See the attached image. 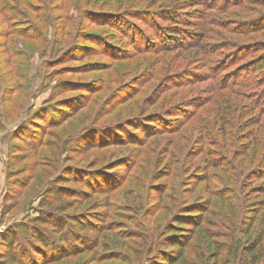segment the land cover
Listing matches in <instances>:
<instances>
[{"label": "rangeland", "instance_id": "obj_1", "mask_svg": "<svg viewBox=\"0 0 264 264\" xmlns=\"http://www.w3.org/2000/svg\"><path fill=\"white\" fill-rule=\"evenodd\" d=\"M72 217L78 264H264V0H0V233Z\"/></svg>", "mask_w": 264, "mask_h": 264}, {"label": "trees", "instance_id": "obj_2", "mask_svg": "<svg viewBox=\"0 0 264 264\" xmlns=\"http://www.w3.org/2000/svg\"><path fill=\"white\" fill-rule=\"evenodd\" d=\"M49 196L55 198L53 195ZM34 220L35 223L39 224L55 222L60 227L65 223V221L62 222L44 215ZM67 222L69 228L67 233L60 231L58 237V242L62 243V249L60 251L54 249L53 245L49 243L48 237L45 236V231L40 230L36 225H32L34 226L33 228H36L32 234L33 238L29 239L24 244L20 243L18 229L6 228L0 233V264H78L77 261L81 260L80 258L90 252L92 248V245H90L86 239V233L88 231H98V229H95L98 227V223H96L93 217H72L71 219L69 218ZM181 224L176 223L175 225L178 228H182ZM175 231V227L173 226L166 236L175 238L174 236L187 235L182 232L173 233ZM168 245H171L173 249H160L159 254L152 258L154 261L153 264H175L178 261H185V247L187 243L185 244L180 240L176 241L173 239L168 242L167 246ZM252 250L253 249H251L250 252H252ZM50 251L51 254L49 253ZM171 253H175V256H171ZM150 258L149 261L152 260ZM251 258L253 259V264L261 261L260 257H256V255H252ZM74 259L75 261L70 263ZM83 264L88 263L86 262Z\"/></svg>", "mask_w": 264, "mask_h": 264}]
</instances>
